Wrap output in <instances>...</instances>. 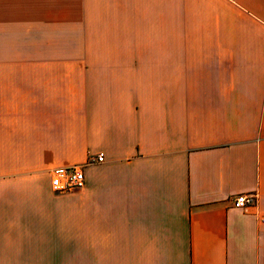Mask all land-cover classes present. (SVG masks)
I'll return each instance as SVG.
<instances>
[{
  "label": "crops",
  "instance_id": "0c3cea01",
  "mask_svg": "<svg viewBox=\"0 0 264 264\" xmlns=\"http://www.w3.org/2000/svg\"><path fill=\"white\" fill-rule=\"evenodd\" d=\"M0 264H264V0H0Z\"/></svg>",
  "mask_w": 264,
  "mask_h": 264
},
{
  "label": "built area",
  "instance_id": "2783aa9c",
  "mask_svg": "<svg viewBox=\"0 0 264 264\" xmlns=\"http://www.w3.org/2000/svg\"><path fill=\"white\" fill-rule=\"evenodd\" d=\"M98 161L104 159L102 152L96 156ZM85 182V175L81 165H72L68 167H58L54 169L52 176V185L54 189L68 190L81 186ZM234 206L244 207L256 205V192H239L232 197Z\"/></svg>",
  "mask_w": 264,
  "mask_h": 264
}]
</instances>
